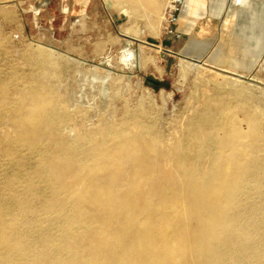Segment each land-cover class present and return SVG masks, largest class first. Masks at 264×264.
<instances>
[{
	"label": "bare ground",
	"instance_id": "bare-ground-1",
	"mask_svg": "<svg viewBox=\"0 0 264 264\" xmlns=\"http://www.w3.org/2000/svg\"><path fill=\"white\" fill-rule=\"evenodd\" d=\"M113 2L136 20L163 4ZM37 54L52 78L53 55ZM13 78L15 92L0 82V140L12 148L0 153V264H264V134L252 112L243 129L207 103L187 128L191 148L162 143L136 115L76 131L52 81Z\"/></svg>",
	"mask_w": 264,
	"mask_h": 264
},
{
	"label": "rangeland",
	"instance_id": "rangeland-1",
	"mask_svg": "<svg viewBox=\"0 0 264 264\" xmlns=\"http://www.w3.org/2000/svg\"><path fill=\"white\" fill-rule=\"evenodd\" d=\"M170 1L163 0L158 14L139 20L113 0L0 2V82L15 92L14 73L33 86L52 81L70 107L76 131L128 124L136 115L162 143L188 142L192 148L187 128L207 103L223 102L220 108L243 129L252 112L264 134V0H227L219 16L206 0L212 19L199 36L212 46L202 59L166 55L156 47ZM246 2L254 6L245 11ZM42 49L56 62L51 80L38 67ZM3 130L0 125V134ZM5 149L12 150L0 140V153ZM33 162L28 156L25 167Z\"/></svg>",
	"mask_w": 264,
	"mask_h": 264
},
{
	"label": "crops",
	"instance_id": "crops-1",
	"mask_svg": "<svg viewBox=\"0 0 264 264\" xmlns=\"http://www.w3.org/2000/svg\"><path fill=\"white\" fill-rule=\"evenodd\" d=\"M236 1L233 0V4ZM205 3L206 0H185L175 26L176 34L168 35L163 32L158 38L159 44L156 47L164 54L170 52L174 56L193 57V59L204 58L212 46L206 36L205 38L199 36L202 33L201 29H210L211 23L208 21L212 19L207 15ZM210 3L217 16L223 13L227 6V0H210Z\"/></svg>",
	"mask_w": 264,
	"mask_h": 264
},
{
	"label": "built area",
	"instance_id": "built-area-1",
	"mask_svg": "<svg viewBox=\"0 0 264 264\" xmlns=\"http://www.w3.org/2000/svg\"><path fill=\"white\" fill-rule=\"evenodd\" d=\"M185 0H171L165 10L164 15V26L163 30L165 34L175 35V26L178 22L179 14L181 13L182 7Z\"/></svg>",
	"mask_w": 264,
	"mask_h": 264
},
{
	"label": "water",
	"instance_id": "water-1",
	"mask_svg": "<svg viewBox=\"0 0 264 264\" xmlns=\"http://www.w3.org/2000/svg\"><path fill=\"white\" fill-rule=\"evenodd\" d=\"M148 82L151 83L154 86H160V84H161L159 81H156V80H153V79H148Z\"/></svg>",
	"mask_w": 264,
	"mask_h": 264
}]
</instances>
